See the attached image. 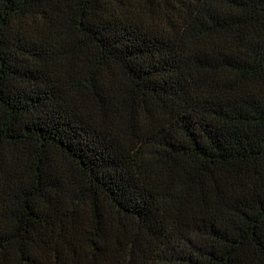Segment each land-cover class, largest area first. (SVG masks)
Here are the masks:
<instances>
[{"label":"trees","instance_id":"trees-1","mask_svg":"<svg viewBox=\"0 0 264 264\" xmlns=\"http://www.w3.org/2000/svg\"><path fill=\"white\" fill-rule=\"evenodd\" d=\"M0 264H264V0H0Z\"/></svg>","mask_w":264,"mask_h":264}]
</instances>
